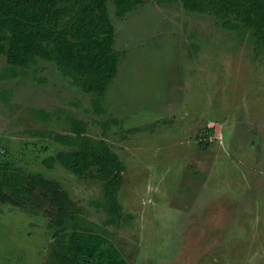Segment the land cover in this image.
<instances>
[{"label": "rangeland", "instance_id": "obj_1", "mask_svg": "<svg viewBox=\"0 0 264 264\" xmlns=\"http://www.w3.org/2000/svg\"><path fill=\"white\" fill-rule=\"evenodd\" d=\"M110 15L125 54L105 114L51 62L10 78L0 56V162L57 180L79 209L49 229L48 211L0 203V264H264L263 50L179 2L144 0L122 19L110 5ZM69 115L93 137L117 120L106 138L126 166L118 225L96 206L99 183L42 163L61 150L48 135Z\"/></svg>", "mask_w": 264, "mask_h": 264}, {"label": "trees", "instance_id": "obj_2", "mask_svg": "<svg viewBox=\"0 0 264 264\" xmlns=\"http://www.w3.org/2000/svg\"><path fill=\"white\" fill-rule=\"evenodd\" d=\"M163 2L164 0H157ZM179 2L190 13L211 16L216 26L239 34L248 32L264 53V0H167ZM144 0H0V56L7 75L51 62L64 78L83 94L91 96L98 115L107 113L110 87L121 71L122 51L116 47L114 17L125 18ZM3 77L0 76V80ZM56 113L36 111L47 121ZM68 128L48 137L62 148L42 160L47 168L59 164L78 178L101 185L103 200L96 206L106 214L105 224H120L119 193L126 170L106 136L116 119L102 121V136L88 134L89 123L66 117ZM34 135L45 134L33 133ZM201 148L207 143L201 141ZM203 144H205L203 146ZM0 203L27 214L48 211L50 229L71 225L79 215L78 205L60 189L57 180L31 174L8 161L0 162ZM46 205L48 207H46Z\"/></svg>", "mask_w": 264, "mask_h": 264}]
</instances>
